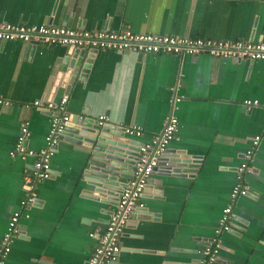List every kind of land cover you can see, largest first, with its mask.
I'll use <instances>...</instances> for the list:
<instances>
[{"label": "crops", "instance_id": "0c3cea01", "mask_svg": "<svg viewBox=\"0 0 264 264\" xmlns=\"http://www.w3.org/2000/svg\"><path fill=\"white\" fill-rule=\"evenodd\" d=\"M2 22L257 42L264 41V0H0ZM73 49L0 41V244L33 161L10 155L20 122H29L27 145L39 150L51 116L33 103L67 95L77 119L72 125L80 115H103L108 135L129 144L150 142L174 115L177 137L166 153L196 166L184 174L162 164L151 175L113 264H195L256 135L261 142L246 177L248 194L234 205L236 219L221 236L214 264H264V60L99 50L82 77L78 63L69 66ZM245 100L258 105L248 109ZM132 126L142 135L128 136L124 129ZM71 138L61 137L52 176L37 185L38 199L22 213L5 264H85L105 230L116 199L90 183L102 159L86 141Z\"/></svg>", "mask_w": 264, "mask_h": 264}, {"label": "built area", "instance_id": "2783aa9c", "mask_svg": "<svg viewBox=\"0 0 264 264\" xmlns=\"http://www.w3.org/2000/svg\"><path fill=\"white\" fill-rule=\"evenodd\" d=\"M15 40L24 43L37 42L47 45H62L85 50H114L135 54H175L195 56L207 53L216 58H236L247 60H264V41L252 42L248 40H213L206 38H190L186 36L159 35L137 33L130 29L119 31L98 30L89 31L81 28L51 25H15L0 23V41ZM180 98L171 100L172 108ZM68 96L64 95L58 102H42L36 100L35 107L42 108L50 113V127L45 137L44 146L39 150L28 147L30 138L29 122L22 120L16 136L11 157L25 161L32 158L31 168L24 171L22 190L23 199L19 208L12 212L0 246V264H5L11 251V244L19 236V223L22 213L34 205L38 199L37 185L52 176L51 159L56 153L58 143L63 133L72 121V114L67 110ZM244 105L250 109L258 105L256 100H245ZM83 121L84 116H77ZM98 125L103 126L108 118L99 116L95 119ZM179 127L177 117L167 118L163 130L154 136L148 143L139 148V155L131 178L121 190L116 206L111 212L105 230L98 237V243L85 264H113L120 251V239L131 216L138 207L142 194L151 178L159 168L160 161L167 152L169 143L176 139ZM128 136L142 135L140 127L132 126L124 129ZM261 142V136L250 138V146L243 153V159L235 170V184L229 195V200L223 209L214 235L204 244L200 251V258L195 264H214L219 260L221 236L230 232L236 219L234 205L237 199L248 194L246 177L253 171V161ZM167 167H165V170ZM94 236L93 233L90 234Z\"/></svg>", "mask_w": 264, "mask_h": 264}, {"label": "water", "instance_id": "95a60500", "mask_svg": "<svg viewBox=\"0 0 264 264\" xmlns=\"http://www.w3.org/2000/svg\"><path fill=\"white\" fill-rule=\"evenodd\" d=\"M96 53L97 50L88 51L75 48L71 52L69 66L73 68L78 63L77 69L79 68L81 71L80 76L86 77ZM74 122H77L76 118L73 119L72 123ZM108 134H110L109 129L98 125L95 119L87 117L80 121L77 127L70 122L62 136L72 137V141L79 143L82 140L86 141L92 148V154L102 159L98 160L100 167L92 172L93 177L90 183L96 187L98 192L107 194L108 200L116 199L117 202L118 198L116 196H119L134 172L141 144H129L117 136H109ZM168 155L165 153L159 164L166 165L167 170L164 171L182 172L184 174L195 171L196 166L188 160L189 158L183 159L184 157L180 158L175 154H172V157ZM95 167H97L96 163Z\"/></svg>", "mask_w": 264, "mask_h": 264}]
</instances>
